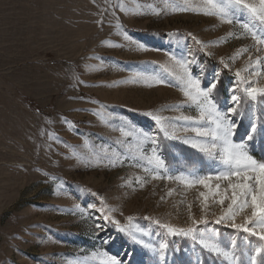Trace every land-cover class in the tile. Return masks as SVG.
<instances>
[{
    "label": "rangeland",
    "instance_id": "374dc122",
    "mask_svg": "<svg viewBox=\"0 0 264 264\" xmlns=\"http://www.w3.org/2000/svg\"><path fill=\"white\" fill-rule=\"evenodd\" d=\"M209 8L206 0H0V264H231L205 250L199 233L226 248L236 241L247 264L264 244L231 219L215 223L228 199L221 205L202 185L166 178L209 175L227 188L215 180L224 166L193 148L201 138L177 119L200 115L184 95L185 68L202 88L216 82L222 112L235 90L233 142L264 162V97L245 91L264 87V44L252 39L264 37V23L246 9ZM153 157L165 167L149 164ZM193 218L208 221L196 240L162 227L187 228ZM162 241L163 261L154 251Z\"/></svg>",
    "mask_w": 264,
    "mask_h": 264
},
{
    "label": "snow or ice",
    "instance_id": "6c2138e0",
    "mask_svg": "<svg viewBox=\"0 0 264 264\" xmlns=\"http://www.w3.org/2000/svg\"><path fill=\"white\" fill-rule=\"evenodd\" d=\"M207 4L210 5L209 11L205 14H217L227 16L229 9L231 8H242L246 9L254 17H258L259 20L264 23V0H259V6L247 3L246 0H206ZM187 10V9H183ZM231 23V20H228ZM248 31H252L248 25H244ZM195 39V37H193ZM252 39L258 44H264V37L257 35L252 32ZM197 43H200L197 41ZM183 67V65H181ZM227 67V65H225ZM186 73L185 90L184 95L189 101H193L197 104L200 109L199 119H195L190 116H182L177 118L182 120L185 125H192L190 130L196 134V137L201 138L202 142H193V148H199V150L205 153L208 157L218 159L224 166L225 170L215 175V180L226 181L227 188L224 194L220 192L221 185L219 183L212 186L209 181L212 179L209 175L198 176L196 174H190L189 176L181 175L179 177H173L168 175V180L177 179L181 183H184L187 187H192L194 184H199L208 189L213 196H220L219 203L223 205L225 200L228 199L227 212L215 220L216 224H220L225 220L231 219V227L237 230H242L244 233H248L251 236L257 237L259 241L264 242V162L257 161L247 151L245 143H234L233 136L234 130L237 127L236 123L229 117L228 113L236 114L237 108L240 103V97L234 94L231 97L232 107L227 109V112H222L214 99L212 98V92L216 88V82L210 83L206 88L201 87V81L198 78H193L190 74H187V69H184ZM237 77L240 76V71L236 72ZM184 79V77H181ZM163 82V81H161ZM247 96L251 100L255 101L257 96L264 97V87H247L245 89ZM152 116V113H148ZM153 119L158 125L160 130L164 132L165 137L175 139V135L169 136L168 131L164 128L163 122L164 117L153 116ZM207 119V122L212 125L211 127L200 126V122ZM259 126L254 122L251 124L250 131L247 135V140L251 141L254 139L255 134L258 132ZM189 130L188 127L185 131ZM130 133H125L129 135ZM147 139V134H143ZM185 143H189V140L185 139ZM153 145L157 144L156 138H151ZM149 164L155 165L157 168H164V161L158 157L150 159ZM153 178H161L159 176ZM230 190L231 195L228 196L226 193ZM203 197L204 201L207 202L209 199L208 194L201 192L199 194ZM103 205V201H101ZM89 207L95 208V205ZM106 206H102L97 209L102 214L105 211ZM250 209V215L245 217L243 223H236V215ZM112 209H108L110 213ZM105 219L110 218L105 216ZM129 220L132 218L129 217ZM114 223L119 225V221L113 220ZM159 224V221H156ZM206 219L197 221L192 219V226L187 228L174 227L168 224L162 225L167 229L169 234L182 235L185 237H192L197 239V225H207ZM97 228H101L97 225ZM123 230V229H122ZM199 243L202 247L217 256H221L226 260L230 261L231 264H245L242 255H237L235 249L237 248L236 241H232L230 248L222 246L215 236H205L204 233H199ZM169 244L167 241H162L157 249L154 251L158 252L161 261L166 259L167 249ZM110 264H122L121 261L113 258ZM247 264H264V244H261L254 250V254L248 256Z\"/></svg>",
    "mask_w": 264,
    "mask_h": 264
}]
</instances>
